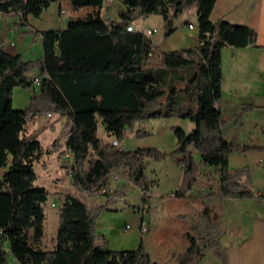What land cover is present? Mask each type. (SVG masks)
<instances>
[{
	"label": "trees",
	"instance_id": "16d2710c",
	"mask_svg": "<svg viewBox=\"0 0 264 264\" xmlns=\"http://www.w3.org/2000/svg\"><path fill=\"white\" fill-rule=\"evenodd\" d=\"M55 1L0 0V12L19 14L23 22L30 14L40 16ZM109 1L70 0L76 11L85 6H98L101 11L70 18L64 28L36 31L44 48L37 59L9 52L0 34V264L9 260L6 242L18 264H157L143 242L135 249H111L96 229L99 215L113 210L111 203L116 196H126L123 185L110 189L113 173L121 170L127 181L144 192V200L157 186L158 181L147 173L150 160L176 158L183 169L182 182L175 191L178 197L255 196L249 167L232 169L229 165L232 146L224 136L221 102L223 49L257 46V31L246 24L213 20L217 0H121L125 7L119 20L104 16ZM195 2V46L162 50L144 30L128 29L137 19L157 13L163 16L170 34L175 18ZM154 56L172 68L174 79L185 85L169 87L145 75L143 64ZM189 65L192 70L187 73ZM36 76L41 78L40 92L29 107L15 108L14 88L33 87ZM164 100L169 102L166 111L161 109ZM48 113L65 118L53 149L62 159L71 152L74 160L65 165L70 164L75 184L86 191L104 190L107 196L106 202L92 207L80 196L62 198L54 249L41 246L45 204L53 194L36 183V161L44 153L41 130L26 131L30 119ZM152 118H184L195 127L190 132L180 125L172 127L176 145L170 154L155 147L125 150L98 136L103 123L121 142L137 123L145 124ZM136 133L142 136L148 131ZM187 234L190 245L176 255L175 264H198L207 249L220 254V243L210 233L193 225Z\"/></svg>",
	"mask_w": 264,
	"mask_h": 264
},
{
	"label": "crops",
	"instance_id": "0c3cea01",
	"mask_svg": "<svg viewBox=\"0 0 264 264\" xmlns=\"http://www.w3.org/2000/svg\"><path fill=\"white\" fill-rule=\"evenodd\" d=\"M114 2L119 3L121 10L125 7L121 0ZM62 8L74 10L71 18L89 8H97L98 13L100 12L98 6L82 7L76 11L70 0L55 1L40 16L30 14L27 21L23 22L19 14L0 12V34L5 37L6 49L13 54L21 53L15 41L16 35L20 36L24 43L26 40H33V37L42 40L40 34H34L36 31L41 33L50 28L66 27L70 18L66 19L60 13ZM194 8L197 13L196 2L187 6L175 18L172 33L166 32L165 37L154 42L160 49L172 50L198 44V16L193 28L189 27L192 22L183 20L182 17L185 13L190 16ZM107 15L104 13V16ZM211 18L246 24L258 33L257 46H228L223 49L224 78L221 102L225 121L224 136L232 146L229 165L232 169L249 167L255 196L250 198L172 196L171 193L176 191L182 182L183 169L176 158L169 156L157 161L161 165L159 167L161 179L169 180V184L163 188L162 180H157L158 184L155 187H160L159 190L153 193L151 189L146 194V200L144 192L138 188L141 195L138 202L128 200L127 192L126 196H116L111 205L113 210L103 211L99 215L96 229L99 234L106 237L108 248L135 249L143 242L157 264H175L176 255L189 247L187 233L196 225L210 233L220 243L219 255L214 249H207L198 264H264V0H217ZM162 19L164 20L163 16ZM147 28L151 27H143ZM154 28L158 30L157 27ZM162 122L167 126L161 132L160 141L154 145L167 153L170 149L174 150L176 145V137L171 131L173 126L180 125L188 132L195 127L193 122L184 118H169L167 122ZM115 138L116 136L108 132L107 141L112 142ZM122 145L124 149H137V144L130 146L129 143L122 142ZM71 156L67 157V161L73 162ZM196 157L200 159L198 153ZM118 175L120 176L119 171L113 173L114 179L110 185L112 191L124 182L128 186H135L127 181L126 176L120 178ZM52 181V187H45L54 194L51 198L54 202L61 201L68 194L84 198L91 207L103 204L107 200L103 191L82 190L73 179L75 189L71 185L66 186L60 176ZM126 200L129 204H126ZM48 208L56 211L59 226V207ZM142 222L150 226L148 233H142ZM128 224L131 225L129 229L126 228ZM56 245L57 241L53 237L48 241L46 237L41 240V246L44 248L54 249Z\"/></svg>",
	"mask_w": 264,
	"mask_h": 264
},
{
	"label": "rangeland",
	"instance_id": "374dc122",
	"mask_svg": "<svg viewBox=\"0 0 264 264\" xmlns=\"http://www.w3.org/2000/svg\"><path fill=\"white\" fill-rule=\"evenodd\" d=\"M195 7H196V4H195ZM120 10L121 9L119 8V3L110 0L109 4L108 3L105 4L103 13L108 14L107 16H109L112 19L119 20ZM61 11L62 12L60 13L63 14L64 17H66V19L71 18L72 15L74 14V10L70 11V10H67L66 8H62ZM97 13H98L97 8L95 9L89 8V9H86L84 12H82V14L80 12L76 13L77 14L76 17L86 16L90 14L96 15ZM182 17H183V20H188L196 24V19H197L196 9L194 8L190 16L188 15V13H185L182 15ZM134 25L136 26L137 29H140V30H144L143 27L145 26H149L151 28L157 27L158 28L157 31H155L154 33L150 35L149 34L147 35L153 42L159 41L160 38L165 37V33L168 30V27L165 21L162 19V16L157 13L137 19L136 21H134ZM34 38L35 37H33V40L32 39L26 40L23 43L21 41L20 36L18 35L15 36V41L17 42V46L20 52L24 54L26 59H37L43 55L44 48H43L42 40H37ZM185 68L187 69L186 72L188 73L192 70V65L186 66ZM178 70L180 71L181 68L180 69L178 68ZM173 71L174 70L172 68H168L165 65H162L157 56L150 58L148 62H145L143 64V73L145 75L154 76L162 80V82H165L167 86L169 87L173 85H177V84L185 85L186 82L183 81L181 83H178V81L174 79L175 74L173 73ZM37 86L36 85L33 86L36 88L16 86L13 90V96H12L13 106L15 108H22V109L29 107L30 104L32 103L33 96H35L36 94L40 92V88ZM192 95L193 97H195V100H196V92H193ZM194 105L196 106V102ZM168 108H169V102L168 100H164L161 109L163 111H166L168 110ZM167 119L169 118H152L149 121H147L145 124L137 123L134 130L127 131L126 136L123 138V140L120 143L126 142V143H129L130 146H133V144H137L136 145L137 149L149 148V147L156 148L154 144H157V142L160 141L161 139L160 135H162L161 132L163 131L164 127L167 126V124L162 121L167 122ZM64 122H65V118H58L57 115L53 113L51 116L43 115L41 117L30 119L27 124V128H26L27 132H30L34 129L42 130L40 134V139L43 145L44 153H43L42 158L36 161V170L38 174L40 175L39 179L36 182L37 185L52 187L53 185L52 179L60 176L65 181L66 186L71 185L75 189V184H73L74 182H72V178L70 176V172H71L70 164L65 166V163L68 160L67 157L71 155L67 153L66 156L63 158L64 159L63 160L62 158L59 157V153L53 149V141L56 137H58L61 134V130L64 126ZM143 125L145 126L144 128H141V130L142 131L146 130L148 131V133L143 134L142 136H139L137 135L136 132L139 130L138 127L140 128ZM171 131L173 133L172 129ZM131 134L134 136H130ZM98 136L102 138L104 141H107L106 139L108 137V132L103 123L99 124ZM125 150H130V149H125ZM132 150H136V149H132ZM171 152H173L172 149L168 150V154H170ZM160 166L161 165L157 161L150 160V165L147 168V173L149 174V176L158 181L161 179V175H159L161 174L160 168H159ZM119 173H120V176L119 175L118 176L120 178L125 176L123 172L120 171ZM161 180H162L161 187L164 188L167 184H169V180L167 179H165V181H163V179ZM122 185L124 186L123 188L125 192H127V195H129L128 200L134 201V202H138L141 200L140 190L138 189L136 185L128 186V184H126L125 182ZM159 188L160 187H154L153 193H156L159 190ZM53 195L54 194L50 196L47 203L45 204L47 217L45 221V236L44 237H46V241H48L49 238L51 240V237H53L54 240L56 241V236L58 232V215L55 210H51L50 208H48L49 206L56 207V206H53V203H57V202H54L51 199ZM128 200L126 204H129ZM4 246H5V249L8 251L9 261L11 263H14L15 261H14L13 254L11 251L10 243L6 242Z\"/></svg>",
	"mask_w": 264,
	"mask_h": 264
},
{
	"label": "built area",
	"instance_id": "2783aa9c",
	"mask_svg": "<svg viewBox=\"0 0 264 264\" xmlns=\"http://www.w3.org/2000/svg\"><path fill=\"white\" fill-rule=\"evenodd\" d=\"M189 27H190V28H193V27H194V24H193V23H190V24H189ZM128 29H129V30H135V29H137V28H136V26L134 25V23H132V24H130V25L128 26ZM155 31H157L156 28H147V29H144V32H145L147 35H148V34L150 35V34L154 33ZM40 81H41V78L38 77V76H36V77L34 78V85H39V84H40ZM47 115H48V116H51L52 113H48ZM112 142H113L114 144L120 145V147H123L122 143H120V141L117 140V139H113ZM69 154H71V152H69ZM70 176H71V178L73 179V177H74L73 172H70ZM103 191H104V190H103ZM171 195H172V196H176V195H175V191H173V192L171 193ZM60 204H61V201H59V202H57V203H53V206L59 207ZM130 227H131L130 224L126 225V228L129 229ZM141 231H142V233H148V232L150 231V226H149L146 222H142V224H141ZM13 258H14V257H13ZM14 261H15V258H14ZM7 264H18V263H16V262L11 263V262L8 260Z\"/></svg>",
	"mask_w": 264,
	"mask_h": 264
}]
</instances>
